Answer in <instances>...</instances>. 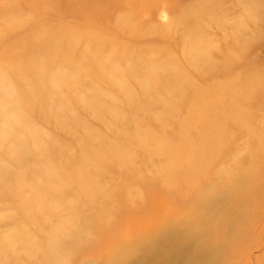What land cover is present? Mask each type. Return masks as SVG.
Returning <instances> with one entry per match:
<instances>
[{
  "label": "rangeland",
  "instance_id": "obj_1",
  "mask_svg": "<svg viewBox=\"0 0 264 264\" xmlns=\"http://www.w3.org/2000/svg\"><path fill=\"white\" fill-rule=\"evenodd\" d=\"M154 229L264 264V0H0V264Z\"/></svg>",
  "mask_w": 264,
  "mask_h": 264
},
{
  "label": "bare ground",
  "instance_id": "obj_2",
  "mask_svg": "<svg viewBox=\"0 0 264 264\" xmlns=\"http://www.w3.org/2000/svg\"><path fill=\"white\" fill-rule=\"evenodd\" d=\"M170 231L168 233L162 229H154L150 232L143 233L145 239L137 237L130 243L126 245L123 244V246L120 247V260L123 261V264H148L149 255L145 253L142 257L138 258L137 254L144 252V250H148L150 246L156 248L155 252L158 255L157 258L156 255H153L155 259H158L156 264H161V259L164 256L172 258L177 255L182 264H187L190 259H197L196 257L199 255H194L192 251L193 249L187 248V245L180 244L178 250L174 249L172 241L175 239V235L172 234L170 236ZM179 234H181L180 231H178L177 235ZM177 238L180 239L178 236ZM118 260L119 259H117V261ZM112 263L116 264V259L113 261L110 259L108 264Z\"/></svg>",
  "mask_w": 264,
  "mask_h": 264
}]
</instances>
